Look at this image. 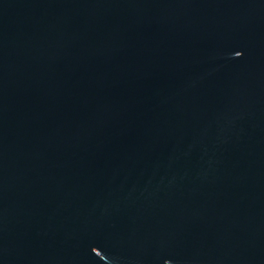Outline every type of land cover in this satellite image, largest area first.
I'll list each match as a JSON object with an SVG mask.
<instances>
[{
  "label": "water",
  "instance_id": "95a60500",
  "mask_svg": "<svg viewBox=\"0 0 264 264\" xmlns=\"http://www.w3.org/2000/svg\"><path fill=\"white\" fill-rule=\"evenodd\" d=\"M0 264H264V0H0Z\"/></svg>",
  "mask_w": 264,
  "mask_h": 264
}]
</instances>
